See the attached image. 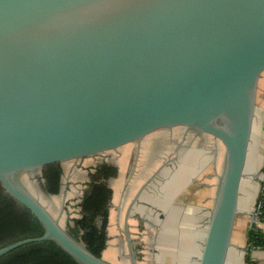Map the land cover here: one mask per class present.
Here are the masks:
<instances>
[{"label":"water","instance_id":"1","mask_svg":"<svg viewBox=\"0 0 264 264\" xmlns=\"http://www.w3.org/2000/svg\"><path fill=\"white\" fill-rule=\"evenodd\" d=\"M263 73L264 0H0V186L44 230L0 257L50 240L78 264H150L198 154L216 172L198 264H226ZM118 158L97 257L68 233L79 215L69 190L93 178L88 161ZM78 165L60 195L45 190L44 168Z\"/></svg>","mask_w":264,"mask_h":264},{"label":"crops","instance_id":"2","mask_svg":"<svg viewBox=\"0 0 264 264\" xmlns=\"http://www.w3.org/2000/svg\"><path fill=\"white\" fill-rule=\"evenodd\" d=\"M201 176L206 179L205 182L195 186V181L197 178L201 180ZM215 176V166L209 161V156L196 154L186 161L164 211L166 221H163L162 225L159 222L155 232L153 242L156 246L161 247L165 242L182 239L183 235L176 229L180 223L192 233L191 238L185 239L190 244L184 245L186 249H189L188 260L198 264L208 228ZM262 188H264V73L258 84L251 141L244 167V177L240 185L239 214L235 219L226 264H244L247 236L251 229L250 213H253L255 209ZM194 200L197 202L193 203ZM259 227L264 236V224H259ZM250 255L255 264H264V248L254 249Z\"/></svg>","mask_w":264,"mask_h":264},{"label":"trees","instance_id":"3","mask_svg":"<svg viewBox=\"0 0 264 264\" xmlns=\"http://www.w3.org/2000/svg\"><path fill=\"white\" fill-rule=\"evenodd\" d=\"M44 188L56 196L61 190L63 170L60 166H48L42 171ZM113 174V168L99 166L88 183L78 203L80 215L71 219L73 225L68 233L84 244L89 252L99 257L106 247L108 222V204L111 191L106 185L107 176ZM257 202L260 203L258 224L254 223L247 236V253L244 264H255L251 251L264 248V236L259 224H264V188L261 189ZM44 230L31 213L19 205L0 186V249L28 238L42 236ZM0 264H78L53 241L31 243L21 246L0 257Z\"/></svg>","mask_w":264,"mask_h":264},{"label":"flooded vegetation","instance_id":"4","mask_svg":"<svg viewBox=\"0 0 264 264\" xmlns=\"http://www.w3.org/2000/svg\"><path fill=\"white\" fill-rule=\"evenodd\" d=\"M149 148V147H148ZM145 149V150H143L141 153H140V155H139V160H138V162H137V166L139 165V163L141 164L140 165V169L144 172V174L145 173H148L151 169L150 168H152L153 167V162L155 161L154 159H153V156H152V154H150L151 153V150H149V149ZM148 154V155H147ZM145 156H147V158L145 157ZM129 157H130V155H129ZM163 158V157H162ZM119 158L116 160H103L102 162H97L96 164H93L92 162V164H93V166L90 164V162L88 161L87 162V166L88 167H86V168H90L89 166H91V168L92 169H90V170H94V172L96 173V170H97V168L99 167V166H102V165H105V166H109V167H111V168H113V174L112 175H109V176H107L108 178H107V180H106V185H107V187L110 189V191H111V197H112V190H111V183H110V181L111 180H115V179H117L118 177H119ZM162 161V160H161ZM89 164V165H88ZM79 167H81V166H77V167H75V166H73V167H70L69 168V170L68 171H65V168L64 167H61L62 168V170H63V176H62V181H61V190H60V192H59V194L58 195H60L62 192H63V186H64V181H65V179H67V178H70V179H72L73 177H75V175H77V169H79ZM82 168V167H81ZM80 168V169H81ZM71 169V170H70ZM144 169V170H143ZM85 170H87V169H85ZM141 170L138 172L139 173V175H137V176H135L136 178H140L143 174H141ZM91 172V171H90ZM94 173V174H95ZM94 174H93V176H94ZM134 174H136V169H135V173ZM141 175V176H140ZM90 182H93V178H86L85 179V182L84 183H82V185L83 186H81L80 184L78 185V186H81V187H77L75 184H74V186H72V189L71 190H69L71 193H74L75 194V198H76V194H77V196H78V198H77V201H76V204L78 205V203H79V201H80V198L82 197V195H83V192H84V190L87 188V185H88V183H90ZM80 192V193H79ZM68 194V193H67ZM58 195H56V196H58ZM56 196H54V197H56ZM110 201H111V199H110ZM109 204H110V202H109ZM109 204H108V208H109ZM134 204H135V202H134ZM77 208H78V206H76ZM79 211V210H78ZM79 215H80V211H79ZM79 215L77 216V217H74V218H71V219H75V218H78L79 217ZM132 217H130V219H131ZM71 219L70 220H68L67 221V226L69 225L70 227H72L71 226ZM144 221H142V224H141V221L140 222H138L137 221V231L138 230H141V227L143 228L145 225L146 226H148L147 225V222H145V224L143 223ZM107 225H108V222H107ZM128 226H130V225H128ZM106 229H107V227H106ZM106 233H107V231H106ZM138 234H141V233H138ZM108 237V236H107ZM132 237V236H131ZM132 238H134V237H132ZM133 241H134V239H133Z\"/></svg>","mask_w":264,"mask_h":264},{"label":"rangeland","instance_id":"5","mask_svg":"<svg viewBox=\"0 0 264 264\" xmlns=\"http://www.w3.org/2000/svg\"><path fill=\"white\" fill-rule=\"evenodd\" d=\"M209 161L211 163L213 162V160L210 157H209ZM210 166H212V164ZM205 180L206 179H204L201 176V180H198V178H197V180L195 181L194 184H195V186H198L201 183L205 182ZM195 197H197V195ZM195 200H196V198H195ZM195 200L193 201V203L197 202ZM163 221L164 222L166 221V215L165 214H164V217H161L160 225L164 224ZM177 226H178V228H176V229L178 230V233L183 235L182 239H180V240L176 239V240H173L172 242L170 241V243L165 242V244L162 245L161 247L156 246L155 242H152L151 251H150V264H191V263L193 264V263H195L193 260L192 261L188 260L189 249L188 248L186 249L184 247V245L188 246L190 244V242L189 241L187 242L185 239L189 238L192 235V233L188 232V230H186L184 225L182 226V224H180V223H178Z\"/></svg>","mask_w":264,"mask_h":264},{"label":"built area","instance_id":"6","mask_svg":"<svg viewBox=\"0 0 264 264\" xmlns=\"http://www.w3.org/2000/svg\"><path fill=\"white\" fill-rule=\"evenodd\" d=\"M261 205L259 202H256V205H255V209L253 211V216H254V223H257L258 224V215H259V209H260Z\"/></svg>","mask_w":264,"mask_h":264}]
</instances>
